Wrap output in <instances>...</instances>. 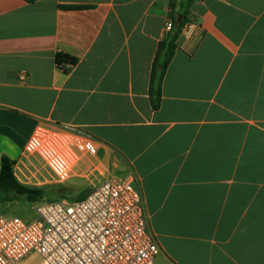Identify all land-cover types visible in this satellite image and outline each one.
I'll return each mask as SVG.
<instances>
[{"label": "crops", "instance_id": "crops-1", "mask_svg": "<svg viewBox=\"0 0 264 264\" xmlns=\"http://www.w3.org/2000/svg\"><path fill=\"white\" fill-rule=\"evenodd\" d=\"M172 2L0 0V169L7 155L21 183L84 197L132 171L154 264H264V0H195L154 110ZM65 128L97 153L62 177L32 144Z\"/></svg>", "mask_w": 264, "mask_h": 264}, {"label": "built area", "instance_id": "built-area-1", "mask_svg": "<svg viewBox=\"0 0 264 264\" xmlns=\"http://www.w3.org/2000/svg\"><path fill=\"white\" fill-rule=\"evenodd\" d=\"M172 26L168 20L166 28ZM32 148L62 177L79 160L78 153H97L95 142L78 128L40 129ZM34 210L30 222L0 214V264H23L31 253L40 257L39 264H154L160 252L132 171L79 200L45 198L34 203Z\"/></svg>", "mask_w": 264, "mask_h": 264}, {"label": "trees", "instance_id": "trees-1", "mask_svg": "<svg viewBox=\"0 0 264 264\" xmlns=\"http://www.w3.org/2000/svg\"><path fill=\"white\" fill-rule=\"evenodd\" d=\"M28 3H34L37 0H26ZM195 0H173L171 4V15L177 14V18H173V26L167 32L165 38L159 43L154 62L152 65L149 97L152 108L158 109L161 101V89L165 72L168 68L172 57L176 50V42L182 33L183 28L189 20L190 9ZM63 9H81L83 6H60ZM76 61L74 58L62 53L56 56V62L62 66L64 62ZM15 162L7 155L1 158L0 169V204H13L23 200L29 203H36L46 198L48 194L53 192L62 193L63 190L55 189L47 191L44 188L32 187L21 183L14 174Z\"/></svg>", "mask_w": 264, "mask_h": 264}, {"label": "rangeland", "instance_id": "rangeland-1", "mask_svg": "<svg viewBox=\"0 0 264 264\" xmlns=\"http://www.w3.org/2000/svg\"><path fill=\"white\" fill-rule=\"evenodd\" d=\"M80 191H82V187H80V189L73 188L68 192L63 191L60 194L53 192L52 194H48L46 199L50 201L55 199H66L69 201L79 200L84 197V195L80 196L78 194ZM0 214L18 216L30 222L35 218L34 203L20 200L13 204H0ZM40 262L41 259L36 253H31L23 260V264H39Z\"/></svg>", "mask_w": 264, "mask_h": 264}]
</instances>
